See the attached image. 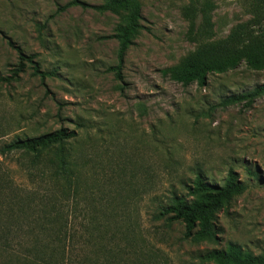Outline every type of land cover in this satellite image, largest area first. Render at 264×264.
Returning a JSON list of instances; mask_svg holds the SVG:
<instances>
[{
	"label": "rangeland",
	"instance_id": "1",
	"mask_svg": "<svg viewBox=\"0 0 264 264\" xmlns=\"http://www.w3.org/2000/svg\"><path fill=\"white\" fill-rule=\"evenodd\" d=\"M71 1L0 0V78H10L0 82V148L18 137L75 131L71 147L83 164L82 184L95 186L88 203L134 235L138 262L208 264L201 257L229 242L263 255L264 98L251 107L217 105L263 84L264 70L242 63L210 75L204 87L183 86L163 70L202 47L225 46L241 25L250 24L242 31L245 40L264 42V12L257 15L255 8L264 0H208V25L188 12L190 0H142L144 29L126 55L121 79L112 70L118 44L110 39L121 17L59 10ZM20 52L56 75L42 80L28 64L13 80ZM0 166L19 189L44 187L23 156L0 155ZM230 171L248 189L218 214V244H193L183 239V225L153 220L158 206L186 194L184 186L197 173L220 184Z\"/></svg>",
	"mask_w": 264,
	"mask_h": 264
},
{
	"label": "trees",
	"instance_id": "2",
	"mask_svg": "<svg viewBox=\"0 0 264 264\" xmlns=\"http://www.w3.org/2000/svg\"><path fill=\"white\" fill-rule=\"evenodd\" d=\"M190 1L193 7L188 12L201 14L208 25L212 5L208 0ZM75 7L121 17L110 37L118 44V65L112 70L121 79L126 55L144 29L142 0H103L95 6L72 0L59 10ZM255 8L257 15L259 9L264 12V5ZM249 25L239 26L225 46L202 47L180 65L163 70V74L183 86L204 87L210 75L226 73L242 63L253 70H264V42L245 40L246 34H242ZM33 59L20 52L19 64L11 78L17 81L28 64L42 80L56 75L42 72ZM9 79L0 78V82ZM261 98L264 83L221 99L217 107H251ZM77 136L75 131L62 128L38 137H18L0 148L3 157L18 155L28 159L30 174L38 171L39 184L44 183V187L19 189L9 171L0 166V264H144L138 262L134 235L122 230L119 221L111 223L110 218L100 215L95 202L88 203L95 186L87 188L82 184L83 164L71 147ZM184 187L186 194H174L166 205L158 206L153 220L168 228L183 225V239L193 244H218V214L245 193L247 185L230 171L220 184L208 181L199 172ZM201 258L208 264H264V254L255 255L232 242L208 251Z\"/></svg>",
	"mask_w": 264,
	"mask_h": 264
}]
</instances>
